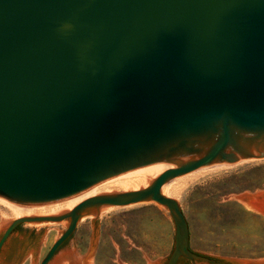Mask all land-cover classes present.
Returning <instances> with one entry per match:
<instances>
[{
  "label": "water",
  "instance_id": "water-1",
  "mask_svg": "<svg viewBox=\"0 0 264 264\" xmlns=\"http://www.w3.org/2000/svg\"><path fill=\"white\" fill-rule=\"evenodd\" d=\"M254 158H264V0H0V199L76 204L1 217L0 250L16 254L0 264L29 253L37 264L53 223L64 230L40 264H91L102 210L144 201L174 225L170 253H142L148 264H264L193 251L179 202L163 194L176 178ZM230 198L264 216V190ZM86 216L80 255L73 232Z\"/></svg>",
  "mask_w": 264,
  "mask_h": 264
},
{
  "label": "rangeland",
  "instance_id": "rangeland-1",
  "mask_svg": "<svg viewBox=\"0 0 264 264\" xmlns=\"http://www.w3.org/2000/svg\"><path fill=\"white\" fill-rule=\"evenodd\" d=\"M209 169L170 181L181 187L173 198L187 219L190 248L214 256L264 259V216L236 198L224 199L264 190V158ZM1 212L5 215L0 217L11 218L0 204ZM91 219H80L73 232L80 255L88 251ZM98 220V241L91 264H119L117 256L125 264H148L147 258L155 261L167 257L173 247L174 225L165 207L154 201L116 206L100 214ZM58 229L64 230L62 223L46 226L37 264L54 243ZM29 262L30 253L21 264Z\"/></svg>",
  "mask_w": 264,
  "mask_h": 264
},
{
  "label": "bare ground",
  "instance_id": "bare-ground-1",
  "mask_svg": "<svg viewBox=\"0 0 264 264\" xmlns=\"http://www.w3.org/2000/svg\"><path fill=\"white\" fill-rule=\"evenodd\" d=\"M247 160H249V159H247ZM233 164H236V163H231V164H226V165H233ZM215 167H217V166H215ZM201 170H203V169H201ZM199 171L200 170H197L195 172H192L190 174H187V176L189 177V176H191L193 174H196ZM177 179L179 180V178H177ZM177 179H174V180L177 181ZM172 183H173V180H172ZM172 183L169 181L167 184H165L164 192H163V194L165 196L174 197V195H176L180 191V188L181 187L179 185H174ZM0 204L3 207H5L6 212L7 211L9 212V215H10L11 218H18V217H21V216H27V215L33 214V213H39L40 215H43V216L44 215H50V214H55V213H57V212H59V211H61L63 209H67L69 211L70 209H72L76 205L74 202L65 201V202H60V203H55V204H48V205H41V206H33V207H25V206L16 205V204H13V203H10V202L1 200V199H0ZM243 204L248 209L253 210V209L249 208L245 203H243ZM114 207H116V206H110V207L102 210L101 214L104 213V212H106V211H109L110 209H112ZM254 211H256V210H254ZM257 212H259V211H257ZM1 214L3 216L5 215L4 212H1L0 215ZM86 217L93 218V216H86ZM2 218H5V217H2Z\"/></svg>",
  "mask_w": 264,
  "mask_h": 264
},
{
  "label": "flooded vegetation",
  "instance_id": "flooded-vegetation-1",
  "mask_svg": "<svg viewBox=\"0 0 264 264\" xmlns=\"http://www.w3.org/2000/svg\"><path fill=\"white\" fill-rule=\"evenodd\" d=\"M20 225H21V224H20ZM18 228H19V225L16 226V227L13 229V231L11 232V234L9 235V237H10V236H11V235H12V234H13ZM9 237H8V238H9ZM6 241H7V240H6ZM66 241H67V240H66ZM66 241H65V242H66ZM65 242H64V243H65ZM64 243H63V244H64ZM63 244H62V245H63ZM62 245H61V246H62ZM61 246H60V247H61ZM60 247H59V248H60ZM59 248H58V249H59ZM0 254H2V255L6 258L7 261H10L12 258H14L15 254H16V250L10 248V249H7L6 252H4V253H2V250H0ZM180 260H181V259H180ZM180 260H179V261H180ZM183 261H184V260H183ZM189 262H190V261H185L186 264L189 263Z\"/></svg>",
  "mask_w": 264,
  "mask_h": 264
}]
</instances>
